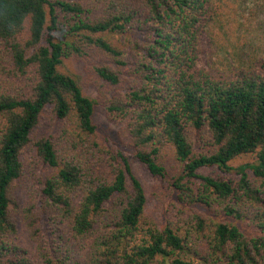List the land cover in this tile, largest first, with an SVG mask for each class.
Here are the masks:
<instances>
[{
	"label": "trees",
	"instance_id": "1",
	"mask_svg": "<svg viewBox=\"0 0 264 264\" xmlns=\"http://www.w3.org/2000/svg\"><path fill=\"white\" fill-rule=\"evenodd\" d=\"M217 2L0 0V264H264V63L205 61Z\"/></svg>",
	"mask_w": 264,
	"mask_h": 264
},
{
	"label": "rangeland",
	"instance_id": "2",
	"mask_svg": "<svg viewBox=\"0 0 264 264\" xmlns=\"http://www.w3.org/2000/svg\"><path fill=\"white\" fill-rule=\"evenodd\" d=\"M216 7L217 20L208 26L202 39L205 61L222 70L230 62L264 63V0H218ZM61 70L84 75L82 65L73 60L65 61ZM86 95L92 99L95 97L90 90L86 91ZM94 122L101 134L114 140V128L99 108L95 109ZM249 160L247 157L236 158L230 164L237 166ZM135 171L147 192L150 211L153 213L152 193L159 182L150 178L137 165Z\"/></svg>",
	"mask_w": 264,
	"mask_h": 264
}]
</instances>
